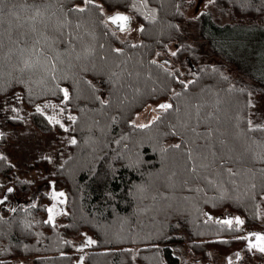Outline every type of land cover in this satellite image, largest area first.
I'll return each instance as SVG.
<instances>
[{
    "label": "trees",
    "instance_id": "obj_1",
    "mask_svg": "<svg viewBox=\"0 0 264 264\" xmlns=\"http://www.w3.org/2000/svg\"><path fill=\"white\" fill-rule=\"evenodd\" d=\"M192 3L0 5V264H186L174 243L196 264H264L250 247L264 235V130H249L264 126L254 97L264 83L231 79L202 41L238 24L222 23L228 15L264 24V0H213L196 18ZM117 14L129 18L123 31L109 20ZM133 25L137 41L122 40ZM148 106L157 117L135 126ZM25 135L54 145L52 163L28 166L32 180L16 170ZM65 137L76 143L64 156L55 146ZM53 193H63L56 216ZM82 240L92 243L79 251Z\"/></svg>",
    "mask_w": 264,
    "mask_h": 264
},
{
    "label": "rangeland",
    "instance_id": "obj_2",
    "mask_svg": "<svg viewBox=\"0 0 264 264\" xmlns=\"http://www.w3.org/2000/svg\"><path fill=\"white\" fill-rule=\"evenodd\" d=\"M213 0H192V7L186 10L188 17L196 18L197 15L205 13L210 7ZM228 17H222V23H238L229 27H225L221 30H214L211 32H205L203 36L204 44H213L215 50L214 56L210 58L211 62H218L223 64L222 69L231 79L241 82L246 86H252L254 84L264 83V24H260L257 21H249L245 18L238 19L228 15ZM138 26L133 25L131 30L125 34H119L122 40L128 39L133 42L138 39ZM260 98V103L264 102V95L260 93L254 96ZM258 114L264 119V113L261 109L258 110ZM157 117V112L152 107H146L142 112L138 113L132 123L135 126L148 125ZM4 132V128H0V133ZM29 135L23 136L15 142L18 162L16 165L17 173L22 177L32 180L37 170L30 169L27 171L30 163L34 162L35 158H47L52 163L55 160L54 152L52 148L54 145H50V138H45V141L41 144H34L35 141L31 140ZM71 141L69 137H65L60 140V143L56 145V149L60 148L59 152L65 156L67 150L66 146ZM52 150V151H51ZM53 152V153H52ZM27 171V172H25ZM45 191L44 186L38 187L30 196L29 202L26 205H33L36 202L37 195L40 192ZM53 193L52 195H54ZM49 206L54 211V216L58 215V210L62 209L61 196H56L53 200V204ZM61 223V219L57 216L52 219V223ZM84 240L78 242L76 246L78 248L83 247ZM171 247L181 249V255L185 258L186 264H196L198 257H192L187 253L186 245L180 246L177 243L171 244ZM264 260V258H263ZM213 262L215 264H223V258L220 256H214Z\"/></svg>",
    "mask_w": 264,
    "mask_h": 264
},
{
    "label": "snow or ice",
    "instance_id": "obj_3",
    "mask_svg": "<svg viewBox=\"0 0 264 264\" xmlns=\"http://www.w3.org/2000/svg\"><path fill=\"white\" fill-rule=\"evenodd\" d=\"M86 2H90V0H86ZM4 3H5V0H0V5H3ZM77 10L78 11H84L83 8H79ZM2 13H3V8L0 7V15H2ZM39 14H40L39 13V10H37V15H39ZM109 19L111 20V22L113 24H116L117 22H119L120 30L123 31L126 28V24H127V21H128L129 18L127 16L117 14L115 16L110 17ZM37 43H38V41H37ZM115 51L119 52L120 50L119 49H116ZM24 67L30 69V68L33 67V64L29 60H25L24 61ZM53 68H55V65H53ZM23 70L24 69H21V71H23ZM64 95H65V99H67L68 98L67 91L64 92ZM159 107H160V109L166 110V109L171 108V105L170 104H161V105H159ZM37 111H39V109H37ZM71 119H74V118H71ZM140 127L143 128V127H146V125H140ZM249 130L250 131L264 130V126H259V125L253 126L252 123H251V121H249ZM71 143L74 144V143H76V141L73 140V141H71ZM175 147L178 148L179 145H175ZM9 191H11V189ZM56 195L57 194H54L53 195V199L56 198ZM58 195H61L62 196L63 193H59ZM49 211L51 212L52 210L49 209ZM50 219H51V217H50ZM223 223L228 224V225H231L232 221L231 220H225V221H223ZM236 223H237V225H239V224H242L243 221H241V220H239V218H237L236 219ZM245 239H247V238H245ZM256 240L259 243L258 244L250 245V247H256V248H258L259 251L264 252V235H258L257 234L256 235ZM87 242L88 243H92V241H90V240L87 241Z\"/></svg>",
    "mask_w": 264,
    "mask_h": 264
},
{
    "label": "water",
    "instance_id": "obj_4",
    "mask_svg": "<svg viewBox=\"0 0 264 264\" xmlns=\"http://www.w3.org/2000/svg\"><path fill=\"white\" fill-rule=\"evenodd\" d=\"M85 1H86V0H85ZM90 2H91V3H95L96 0H90ZM109 18H110V17H109ZM109 20H110V19H109ZM117 23H119V22H117ZM127 26H128V21H127L126 27H127ZM161 104H169V103L166 102V103H161ZM161 104H159V105H161ZM159 105L157 106V109H160ZM88 246H89V243H86L85 246H83V247H81V248H78V250H79V251H84L86 248H88ZM238 259H240V256H238ZM77 264H82V258H80V259L78 260Z\"/></svg>",
    "mask_w": 264,
    "mask_h": 264
},
{
    "label": "flooded vegetation",
    "instance_id": "obj_5",
    "mask_svg": "<svg viewBox=\"0 0 264 264\" xmlns=\"http://www.w3.org/2000/svg\"><path fill=\"white\" fill-rule=\"evenodd\" d=\"M119 24V23H118Z\"/></svg>",
    "mask_w": 264,
    "mask_h": 264
}]
</instances>
